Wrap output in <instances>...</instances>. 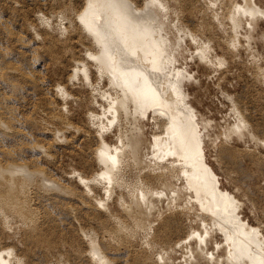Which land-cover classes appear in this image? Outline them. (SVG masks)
I'll use <instances>...</instances> for the list:
<instances>
[{
  "label": "bare ground",
  "instance_id": "1",
  "mask_svg": "<svg viewBox=\"0 0 264 264\" xmlns=\"http://www.w3.org/2000/svg\"><path fill=\"white\" fill-rule=\"evenodd\" d=\"M231 4L230 19L233 20L235 26H242L245 21L243 17L246 16L238 15V12L252 15L254 9L242 7L237 0ZM13 8H16V6ZM168 11L169 9L164 6L163 0H147L144 7L140 3H137L136 0H84L81 9L77 13L75 12V20L83 32H85V29L86 32L88 31L85 34L90 37L91 43L84 49L88 52L91 59L89 57H76L75 61H78V64L72 65V71L70 74L68 73L69 77L66 81H70V85H72L73 81L74 86H78L79 83L77 84L76 82L80 81L82 82L80 86H84V88L85 86L87 88L88 84V88L92 86L93 88L97 87L93 76H95L96 81L97 79L107 81L105 84L106 88L101 94L95 91V95L98 93L101 95L100 98L103 97L102 100L104 102L101 103L100 98L99 102H97L100 105H105L101 108L98 104L102 112H92L90 110L91 106H87L89 117L93 114V118L98 117L99 119H95L96 124H93V126H98L96 128L97 132H95L97 135L93 134L97 139V143L96 145L94 143L93 146L92 144L89 145V153L91 155L88 154L90 158H85L84 156L80 161L81 166L91 168V170L86 169L85 173L84 170L76 167H72V171L70 170L71 168L68 169L75 175L71 177L84 185L86 192L79 189L75 184L71 186L62 182L60 179L54 177L52 172H48L44 168L31 165V161L26 163L18 160L22 158L21 152H16L9 146H5L6 144L4 145L3 142H0V215H3L4 218L7 215L21 217L26 222H30L27 231H36L35 233L31 232L33 237H40V232H48L45 229V225H48V227L50 223H55L57 226L62 225V219L58 216L59 211H56V209L60 208L59 213L62 210L68 211L67 205L71 203L64 202L66 204H58L61 203L62 196H68L69 198L71 197V200L76 199V207L73 204L74 207L71 205V210L76 208L74 210L75 214H82L83 210L87 208L90 211H94H92V214L99 215L98 213H103L106 216V220L107 218L114 219L113 223L115 226L109 227L106 230V233H109V242L104 240L103 237L100 243L96 240L95 235L85 230L86 238L88 237L85 241L89 244V249L85 253L94 264H116V258L108 256L107 253L112 249V244L115 243L113 240L118 241V239L123 238L132 242L133 246L135 245V241L137 244L139 241L140 244L142 243L146 246V253L142 255L141 261L143 264H148L147 260L151 262L152 259V262L149 264H155L157 262L154 257V253L156 252L154 247L157 243V240L154 239L156 232L163 225L162 223L166 218L169 217L170 213L178 217L183 214L190 221L188 233L200 241L193 249L197 262H207V252L202 243L205 237L209 235L208 225L213 221L220 226V231L230 238L227 242V253L225 255L227 262L232 263L236 260L237 252L235 250L237 248L239 256L241 253H244L243 255H245L249 264H262L264 261V251L261 250L262 247L259 248L260 245L256 246V243H259L258 238L254 237V239H250L242 237L245 230V222L237 219L234 222L236 227L233 228L228 225V222L224 221L225 218L229 220L236 218L238 202L232 193L221 187V180L217 172L206 161L205 139L201 130V124L197 119V109L188 101L189 93L185 89L184 81L190 78L184 73L182 66L176 67L173 64L174 59L172 58L174 56L183 58L185 49L183 45L178 48L181 49V52L178 49H174L175 43L170 35L174 26L172 20H169ZM76 16L81 18L83 24L77 21ZM5 19H2L0 13L1 26L3 24L8 35L14 34V31L10 29L11 26L8 25L10 26L8 27V23H4ZM251 25L252 20L250 21ZM182 27L183 25L180 26L181 35L183 33ZM68 30L70 31V29ZM176 31L177 26L173 32L174 35H176ZM184 33L190 36L192 40H196V34L192 30L185 31ZM22 35L15 33L16 41H21L24 45H28V41ZM198 50L199 61L201 64H204L202 62L210 59L206 53L207 49L202 48V52H200L201 49L198 47ZM171 54L174 56L171 57ZM0 56L2 57L0 58V87L2 86L0 88V131H4L2 137H6L5 132H10L15 137L32 138L31 132L21 128L22 125L16 117L17 109L15 106L17 102L24 99V93L28 92V89L33 88L35 90L36 87H42L46 84L41 81L42 78L36 77L32 70H24L25 68L22 70L17 62V64L11 62L13 57L10 56V51L2 45H0ZM22 77L29 83L30 87L24 86L21 82ZM100 81H97V85L100 84ZM59 86L62 87L60 84ZM56 88L58 89V87ZM62 89L61 91L64 94L60 97L64 96L62 98H65L64 106L68 108L69 112L75 109V104L82 106L87 104L85 99H82L76 93L77 90ZM57 93L61 94V92ZM94 93H91V97ZM93 98L96 97L93 96ZM94 101L93 99L92 102ZM50 103L52 112L48 116L54 120L55 125V119L58 123L61 122L59 124H62V126L59 125L60 128H57L58 133L60 131L66 137V131L69 128L76 130L75 133H77V130L78 132L85 130L79 124L74 125V122L68 119L70 115L67 118L62 111V114L59 113L58 109V112L55 111V108L59 107L60 101L57 107L52 102ZM37 106L35 105L34 108H37ZM151 107L162 114V116L160 115L161 117L158 115V118H164V128L162 132L153 134L155 144L148 152L146 143L142 137L141 126L137 122V114L148 117ZM90 112L92 113L90 114ZM42 115H44V118L49 119L48 116H45V113ZM105 117L107 118L106 121L104 120ZM26 118L32 124H36V117L31 115ZM37 119L38 121L40 120L38 116ZM50 120H48V123ZM95 120L92 119V121ZM113 120H115L117 126L119 125L117 127L119 131H117L118 133L115 136L123 142L121 145L116 144L113 139L109 140L107 137L105 138L104 133L107 132L106 130V132L101 133V130L103 131L106 128L108 130L109 122H113ZM241 121L226 124L224 129L226 140L229 142L251 139L259 140L260 137L252 128L249 129L244 126L247 125L246 121ZM54 124L53 127L56 129ZM48 127L45 128L44 125L45 130ZM51 127L49 128L51 129ZM88 130L86 132L90 137L92 133H88ZM55 134L58 135L57 133ZM55 134L53 133L52 135L54 136ZM8 135L10 136V134ZM84 135L86 136V133ZM65 137L62 138L64 139ZM52 138L54 140V137ZM57 138L60 139L61 137L57 136ZM70 139L68 140L70 141ZM46 145L35 142L30 147L41 149V152L45 151L44 154L50 155L52 152L49 154L48 151H50L49 148L52 145ZM222 145L226 146V150H229L226 144L223 143ZM60 178L62 179V177ZM36 184L45 192L38 188V190L34 191L35 194L32 193L34 195H31L30 188ZM96 184L100 191L104 189L103 194L108 195L111 201H105L103 195V198L98 196L95 189ZM48 193L53 194V196ZM115 205H117L118 209H115ZM234 207H237V209ZM40 209H42L41 213L45 215H43L42 221L39 222V217H42L39 216ZM93 217L95 218V216H90V220ZM101 217L100 215L99 219H102L101 225H103L104 220ZM76 219L78 220V218ZM106 220L105 222L108 221ZM109 221L107 223H110ZM54 228L56 227L54 226ZM53 231L50 230L49 232ZM233 231L236 232L246 249L241 246V243L236 247V244L232 242V238H235ZM44 233L43 235L46 236ZM46 240H49L48 236L47 239H43L42 241ZM127 246L131 245L125 244L123 248ZM250 251L253 254H249L248 252ZM7 252L8 256L13 255L11 250H7ZM159 253V259H164L165 254ZM8 260V258L0 256V264H8ZM16 260L21 259L16 257Z\"/></svg>",
  "mask_w": 264,
  "mask_h": 264
},
{
  "label": "rangeland",
  "instance_id": "2",
  "mask_svg": "<svg viewBox=\"0 0 264 264\" xmlns=\"http://www.w3.org/2000/svg\"><path fill=\"white\" fill-rule=\"evenodd\" d=\"M136 1L144 7L147 0ZM233 1L236 0H163V3L169 9L168 17L169 20H172L174 26L170 34L175 43L174 49L177 50L182 45L185 49L183 58H177L173 54H171V57L174 56L172 58L174 59L173 64L176 67L182 66L184 73L190 78L184 81L185 89L189 93L188 101L197 109V119L201 124V130L205 139L206 161L217 172L221 180V187L232 193L238 202L236 218L233 220L225 218L224 221L235 228L234 222L237 219L243 220L245 222V230L242 237L250 239L257 237L260 244L256 243V246L260 245L259 248L262 247L261 250L264 251V141H262L264 139V0H237L242 7L254 9L252 15L238 12V15L246 16L243 17L245 21L242 26H235L233 20L230 19V9ZM83 4L84 0H0L2 19L6 18L4 23H8L7 26L10 25L11 27H8L14 31V34L8 35L3 24L2 26L0 24V45L10 51V56L13 57L11 62H17L22 70L24 68V70H32L35 76L39 79L42 78L41 81L46 84L42 87H36L35 90L33 88L28 89V92L24 93V99L17 102L15 106L17 109L16 117L22 125L21 128L31 132L32 138L17 136L19 140L10 132H5L6 137H2L4 131H0V142H3L4 145L6 144L5 146H9L16 152H21L22 158L18 160L26 163L31 161V165L44 168L48 172H52L54 177L60 179L62 182L71 186L75 184L79 189L86 192L84 185L71 177L74 175L71 171L72 167L84 171L86 169L91 170V168L81 166L80 161L84 156L85 158H90L89 145L92 144L93 146L94 143L95 145L97 143V139L95 138L97 134L95 132H97L96 128L98 126L94 125V128L93 124H96L95 119H99L98 117L93 118V114L89 117L87 106H91L90 110L92 112H102L101 108L105 105H100L97 102H99L101 96L99 94L106 88L105 84L107 81L97 79L98 82L100 81V84L98 83L99 85H97L95 76H93L97 87L93 88L92 85L94 84H92V87L88 88L90 81L87 80L88 89L86 86L85 88L84 86H80L82 82L76 79L73 80L77 81V84L79 83L78 86H74L73 81L72 85H70V81H66L72 71L71 69L78 62L75 61L76 57L84 58L90 56L85 50L89 46V43H91L90 37L85 34L88 33L85 29V23L83 25L85 32H83L75 20V15ZM15 6L16 8H13ZM54 11H57V13ZM62 14L63 19L61 20ZM58 16L60 17L58 18ZM77 19V21H80L79 23L83 24L81 18L77 17ZM251 20L252 25L250 26ZM181 25H183L182 35L180 34ZM176 26L177 31L175 32L176 35H174L173 32ZM188 30H192L196 34V40H192L190 36L185 35L184 32ZM15 33L24 34L22 36L29 44L24 45L21 41H16ZM80 37L83 39H79ZM198 47L201 49L200 52H202V48L207 49L206 53L210 59L202 62L205 65L199 61ZM178 50L181 52V49ZM0 58L2 57L0 56ZM21 82L25 87H30L23 77ZM71 86H74L75 89ZM53 87H58L60 91ZM62 88L73 91L77 90L76 93L82 99H85L87 104L83 106L75 104V109L69 112L68 108L64 106L65 98L62 99L64 96L60 97L64 94L61 91L63 90ZM96 88H100L99 91ZM30 91L33 92L31 93ZM95 91L99 94L95 95ZM57 92H61V94ZM91 93H94L92 97ZM93 96L96 98H93ZM93 99L96 105L92 102ZM102 99L103 97L100 98L101 103L104 102ZM50 102L55 107L59 104V107L55 108V111L58 112L59 110L61 114L63 112L67 118L70 115L71 119H68L74 122V125L79 124L85 130L83 132L79 131L80 133L77 130V133H75L76 130L69 128L68 130L70 131H66V137L59 131L60 136L57 128L59 125L62 126V124H59L61 122L58 123L55 119V125L54 120L49 117V114L52 112ZM98 104L101 108L100 106L98 107ZM35 105H38L37 108H34ZM62 105L66 110L62 108ZM154 109L153 107L149 109L148 117L137 114V122L141 126L142 137L146 143L148 152L155 144L153 134L162 132L164 128V118H158V115L162 116V114ZM41 112L42 114L45 113V116L49 115L48 118L51 119L49 123V119L44 118ZM31 115L36 117V124H32L26 118ZM37 116L41 123H37L39 122ZM88 118L90 119L88 120ZM92 119L95 121H92ZM106 119L105 117L104 120L106 121ZM241 120L246 121L247 125H243L249 129L252 128L260 137L259 140H237L232 142L226 140V135H224L226 124L230 122L236 123ZM43 124L45 128L49 125V127H53L54 124L57 131H55L54 127H51V129L48 127L45 130ZM109 124L108 130L107 128L103 131L101 130V133L107 131L104 133V137H107L109 140L113 139L116 144L121 145L123 142L115 136L118 133L117 131H119L117 128L119 125L117 126L115 120L109 122ZM86 130H88V133H92V136L89 137ZM51 133H57L58 135L55 134L53 136ZM84 133H86V136ZM57 136L65 138H62L63 140L60 138L61 141ZM52 137H54V140ZM56 141L60 143H56ZM35 142L43 143V145L48 143L46 146L52 145L49 148L50 151H48L49 154L50 152L52 153L46 155L44 154L45 151L41 152V149L31 148L30 146ZM223 143L229 147V150H226V146L222 145ZM69 168H71V171L68 170ZM70 172L71 174H69ZM36 186L38 184L32 186L34 187L33 189L32 187L30 188L31 195H34V191L38 190L39 186ZM95 189L100 198L104 197L105 201H111L108 195L103 194L104 189L101 190V193L99 187L97 188V184ZM49 195L53 196V194ZM107 197L108 199H106ZM75 200H71V197L69 198L68 196H62L61 203L58 204L64 202L71 203L67 205L70 210L67 207L68 211L62 210L63 213H59L60 208L56 209V211H59L58 216L62 219L61 223L63 226H57L55 223H50L49 227L45 225V229L48 232L44 233L43 230L41 231L46 236L40 232V237H33L32 233L36 231H27L30 222L27 221V223L17 215V218L15 215H7L6 218L0 215V256L8 258V264H94L85 253L89 249V244L85 241L88 238H86L85 230L95 235L98 242L102 241L103 237L104 240L109 242V233L107 232V234L106 230L109 227L115 226L113 223L114 219L107 218L108 221L110 220V223H107L108 221L105 219L106 216L103 213H98L99 215L92 214L93 210L90 211L87 208L83 210L82 214H75L74 210L76 208L71 210L72 204L76 207L77 202ZM114 207L118 209L117 205ZM234 208L237 209V207ZM39 211V216H42L39 217L40 222L45 214L41 213L42 209ZM74 215L77 216L75 217ZM100 215L104 220V224L108 227L104 224V226L101 225L102 219H99ZM181 215L178 217L170 213L169 217L166 218L162 223L163 225L156 232L154 239L157 240V243L154 247L156 250L154 257L157 262L155 264H249L245 255H243L244 253H241L239 256L237 248L235 250L237 252L236 260L232 263L226 261L227 242L230 238L220 231V226L213 221L208 225L209 235L205 237L202 243L207 252V262H197L193 249L200 241L188 233L190 221L185 215ZM90 216H95L92 219L93 221L90 220ZM50 230L54 231L50 233ZM233 232L235 238H232V242L236 244V247L241 243V246L246 249L236 232ZM47 236L49 240L42 241L43 239H47ZM47 241L50 243L49 245ZM113 242L115 243L112 244V249L107 255L115 257L116 264H143L141 257L146 253L147 247L142 243L140 244L138 241L137 244L135 241V245L133 246L132 242L124 238L118 239V241L113 240ZM51 244L53 245L50 246ZM125 244L131 246L123 248ZM7 250H11L13 255L8 256ZM159 252L165 254L164 259H159ZM248 253L253 254L252 251ZM16 257L21 260H16ZM147 262L148 264L151 263L152 259L151 262L148 260ZM262 264H264V261Z\"/></svg>",
  "mask_w": 264,
  "mask_h": 264
}]
</instances>
